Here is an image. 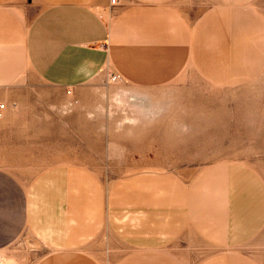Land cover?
Wrapping results in <instances>:
<instances>
[{
	"label": "rangeland",
	"instance_id": "rangeland-1",
	"mask_svg": "<svg viewBox=\"0 0 264 264\" xmlns=\"http://www.w3.org/2000/svg\"><path fill=\"white\" fill-rule=\"evenodd\" d=\"M165 7L183 44L133 19L73 86L0 25V264H264V6Z\"/></svg>",
	"mask_w": 264,
	"mask_h": 264
},
{
	"label": "crops",
	"instance_id": "crops-1",
	"mask_svg": "<svg viewBox=\"0 0 264 264\" xmlns=\"http://www.w3.org/2000/svg\"><path fill=\"white\" fill-rule=\"evenodd\" d=\"M116 1L113 4L112 0H0V25L6 27L3 33L10 34L11 28L18 30L16 40L27 48L28 62L42 81L63 86H73L88 78L92 44L109 38L113 44L121 41L123 28H128L133 19L134 23L151 24L141 40L149 41L151 36L152 43L163 40L183 44L188 39L185 27L180 21L177 24L172 12L165 7L169 0H127L131 6L125 9H122L123 4L129 2ZM26 2L33 4L32 7H41L35 19L40 30L23 38ZM205 2L211 9H236L254 16H260L256 11L264 6V0H178L185 9L192 8L194 12L189 13L190 16H198L195 9ZM148 13L151 15L147 16ZM114 15L117 16L113 20ZM123 40L126 39L123 37ZM66 243L71 245L68 238ZM163 264H170V260L166 259Z\"/></svg>",
	"mask_w": 264,
	"mask_h": 264
},
{
	"label": "built area",
	"instance_id": "built-area-1",
	"mask_svg": "<svg viewBox=\"0 0 264 264\" xmlns=\"http://www.w3.org/2000/svg\"><path fill=\"white\" fill-rule=\"evenodd\" d=\"M112 3L116 4L117 1L116 0H112ZM4 109H5V104H0V116H2V114L4 112Z\"/></svg>",
	"mask_w": 264,
	"mask_h": 264
},
{
	"label": "bare ground",
	"instance_id": "bare-ground-1",
	"mask_svg": "<svg viewBox=\"0 0 264 264\" xmlns=\"http://www.w3.org/2000/svg\"><path fill=\"white\" fill-rule=\"evenodd\" d=\"M212 33V32H211ZM170 36V35H169Z\"/></svg>",
	"mask_w": 264,
	"mask_h": 264
}]
</instances>
